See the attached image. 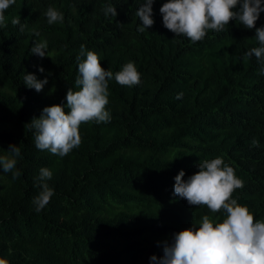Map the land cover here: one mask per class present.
<instances>
[{"label": "trees", "instance_id": "16d2710c", "mask_svg": "<svg viewBox=\"0 0 264 264\" xmlns=\"http://www.w3.org/2000/svg\"><path fill=\"white\" fill-rule=\"evenodd\" d=\"M143 2L16 0L4 13L0 155L16 144L22 156L18 179L0 169V259L8 264H151V256H163L164 242L193 221L208 215L222 222V212L173 195L179 171L187 179L205 159L219 157L234 168L244 187L233 198L264 220V75L255 56L244 55L259 47L255 28L232 20L192 44L163 26L159 9L167 0H155L154 24L141 33L135 13ZM108 4L115 17H105ZM49 7L63 13V23H47ZM42 41L50 57L31 53ZM82 44L113 72L111 120L82 124L81 145L61 158L37 149L25 125L46 106L66 105L69 87L77 90ZM128 62L140 73L132 87L114 79ZM29 73L48 79L42 91L24 85ZM41 168L53 173L47 183L54 195L38 213L32 200Z\"/></svg>", "mask_w": 264, "mask_h": 264}, {"label": "clouds", "instance_id": "9594fccd", "mask_svg": "<svg viewBox=\"0 0 264 264\" xmlns=\"http://www.w3.org/2000/svg\"><path fill=\"white\" fill-rule=\"evenodd\" d=\"M154 2L144 0L136 11L135 15L141 22L138 32L143 33L153 26ZM15 3L16 0H0V25H4L6 10ZM159 11L163 26L176 37L188 38L192 44L204 40L209 30L217 33L224 31L232 20L246 29L255 28L259 47L251 48L244 55L245 58L255 56L261 65L260 75H264V27L256 28L260 13L264 12V0H167ZM103 12L105 17L117 15L116 8L111 4L106 5ZM44 15L49 25L63 23V13L53 7H49ZM12 24L20 25V31H24L25 25L20 24V20L14 18ZM47 48L46 41L35 43L31 53L43 58L49 56ZM76 60L77 90L68 88L66 105L46 106L39 118L34 117L25 125L33 131L37 149L61 158L81 145L79 129L82 124L108 123L111 120L106 106L109 103L108 81L113 79V72L106 71L98 54L86 50L83 44ZM39 71L43 73L44 69L40 67ZM114 79L121 86L132 87L140 83V73L133 62H128L115 73ZM47 83V78L38 80L32 73L24 76V85L37 92L42 91ZM54 91L55 88L51 89V92ZM182 96L183 93H178L176 98L181 99ZM6 152L7 155H0V169L11 173L12 179L16 180L21 176L16 167L17 158L22 159L21 149L16 144H10ZM198 169L187 179H184L185 172L179 171L174 177L173 195L186 200L190 206H203L211 213L222 212V222L213 221L208 215L202 216L199 222L193 221L192 227L174 233L170 242H164L163 256H151V264H264V220L255 219L247 206L233 198V193L244 187V181L237 177L233 167L219 157L200 161ZM52 175L48 168L40 169V190L32 200L38 213L54 195L47 183ZM0 264L8 262L0 259Z\"/></svg>", "mask_w": 264, "mask_h": 264}]
</instances>
